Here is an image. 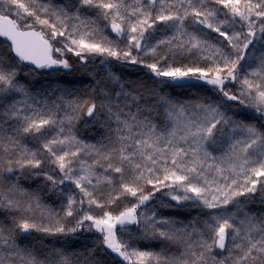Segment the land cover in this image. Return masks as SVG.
<instances>
[{"label":"snow or ice","instance_id":"snow-or-ice-1","mask_svg":"<svg viewBox=\"0 0 264 264\" xmlns=\"http://www.w3.org/2000/svg\"><path fill=\"white\" fill-rule=\"evenodd\" d=\"M0 264H264V0H0Z\"/></svg>","mask_w":264,"mask_h":264}]
</instances>
